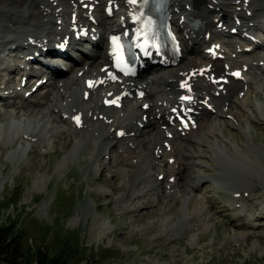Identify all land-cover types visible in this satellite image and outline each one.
<instances>
[{"label":"rangeland","instance_id":"374dc122","mask_svg":"<svg viewBox=\"0 0 264 264\" xmlns=\"http://www.w3.org/2000/svg\"><path fill=\"white\" fill-rule=\"evenodd\" d=\"M88 48L86 54L93 50ZM257 48L252 54L259 52ZM76 53L78 61L85 59L86 54ZM17 58L10 60L20 63ZM75 61L71 57L67 65L71 67ZM64 67L61 69L67 73L70 68ZM156 70L155 77L152 72L148 76L160 78ZM251 72L255 74L252 81H257L259 67ZM14 74L6 75L16 80ZM35 76L31 74L29 80ZM41 91L42 95L46 90ZM257 95L264 99L259 87ZM9 98L0 102L1 117H8L11 111L6 102ZM253 102L256 109V99ZM30 108L33 112L34 107ZM243 123L249 124L245 132L238 125L226 128L230 138L226 141L230 147L229 140L239 143L240 151L255 157V161L240 155V159L215 156L201 171L195 162L201 163L202 159L193 158L184 165L165 160L162 171L175 172L167 177V185L173 186L165 191V183L158 182L163 174H157L159 162L151 146L148 148L154 161L143 169L144 163H150L138 146L126 156L109 148L93 160L87 143L70 151L69 137L68 147L64 148V135L56 136L53 143L41 137L31 140V144L1 135L0 224L7 223L9 217L18 219L25 244L51 255L63 249V238L70 235L77 249L69 252L70 264H264V119L254 110ZM71 130L78 132L73 127ZM195 147L192 141L188 149ZM163 153L159 149L158 157L162 158ZM225 159L229 170L223 163ZM197 173L207 176L198 180ZM232 189L240 190V202L246 210L232 209L228 201ZM201 197L205 203L200 209ZM9 198L16 204L9 203Z\"/></svg>","mask_w":264,"mask_h":264},{"label":"bare ground","instance_id":"6f19581e","mask_svg":"<svg viewBox=\"0 0 264 264\" xmlns=\"http://www.w3.org/2000/svg\"><path fill=\"white\" fill-rule=\"evenodd\" d=\"M96 1L93 12L96 13L97 22L91 25L97 27L94 31L97 38L84 40L87 50L90 47L88 44H93L91 53L86 54L81 64L76 62L67 73L66 69L60 70L57 64H48L49 69L55 68L58 79L43 83L38 88L47 89L42 95V91L36 89L30 97L24 98V93L47 72H40L38 74L40 76L35 81L28 79L27 84L20 87L21 79L18 75L26 74L20 65L28 63L22 57L29 53V49L35 51L39 42L53 44V40L59 38L60 41L68 33H71V42H73L72 25H88L90 7H85L84 4H95V0H0V53L13 47L15 51L21 53V56L17 58L20 63L11 61V57L0 61V90L11 93V99L8 102L11 111L8 117L0 116V124H3L0 128V136L12 137L24 144H31V140L41 137H47L45 141L50 140L49 142L53 143L56 136L64 135V148L68 147L66 141L69 137L72 141L70 151L76 149L81 143H87L88 152L90 151L93 160L109 148L115 149L114 153L118 155L126 156L131 155L138 146L142 155L150 163H144L143 169L151 167L154 161V156L148 148L151 146L150 149L155 150V157L159 162L155 167L158 170L157 174H164L163 180L158 181L165 183L163 191L173 186V184L167 185V177L175 175L173 169L169 174L162 171L161 165L165 160L184 165L193 158L202 159L201 163L194 161L201 171L206 161L214 159L215 156L223 157L224 155L230 158L233 155L232 158L238 159L242 156L248 161H255V157L240 151L242 146L239 143L229 140L232 147L228 146L226 128L238 125L245 132L244 129L248 130L249 124L243 123L244 117L248 119L249 114L254 110L260 114L261 120L264 119V99L257 95L258 87L264 93V33L259 29L260 24L264 25V0H199L200 6L194 5L198 8L197 12L192 4L198 0H176V8L173 0L171 19L176 37L184 50L176 59L178 64L168 63L162 69L156 70L155 73L162 72V74L160 78L155 79L144 73L131 78L112 79L106 76L105 66L110 63L107 54L108 34L114 29L124 27L123 23L128 18V9L127 6H120L118 11L108 16L102 11L108 0ZM238 4L240 7H236ZM248 10L251 12L248 13ZM183 14L187 17L198 14L206 22L205 30L203 32L188 30L186 22L180 21ZM234 16L241 19V23L237 24L239 33H226L217 28L216 22L220 19L225 20L224 24H234ZM207 32L211 33L210 39L206 37ZM250 35H255L257 39L252 40ZM247 39H250L249 43L245 42ZM212 41L223 43L226 50L223 60H214L205 51ZM254 42L256 47L253 50L259 46V52L249 53L251 54L249 56L247 52H243L246 50L244 46H254ZM75 44L76 48H73V51L63 49L69 52L67 56H72V52L76 50L85 52L86 49H83L81 42L77 41ZM39 52L46 53L41 50ZM234 52L237 53L236 56H233ZM42 58L46 57L40 55L37 60L42 61ZM245 64L248 68L243 71L240 78H234L228 74L230 70L243 67ZM208 65L210 67L200 74V68ZM257 67H259L258 79L252 81L251 78L255 74L251 72V69ZM195 68H197L196 71ZM6 71L8 74H17V79H10ZM191 72L195 95L191 106L195 110L193 113L197 118L198 126L196 129L190 128L184 134L174 125L169 116L174 113L173 108L178 106L179 97L184 91L180 81ZM103 76H106L104 82H93L92 85L86 83L88 78L97 79ZM224 78L227 80L225 81ZM138 88L145 90L144 97L136 93ZM121 92H127L122 106L104 105L105 97ZM254 99L257 101L256 109L252 107ZM209 104L214 109H210ZM32 106L34 111L29 112ZM77 113L82 115L81 126H77L73 119ZM256 118H258L257 115ZM71 127L77 129V134L72 132ZM169 133L173 135L169 136ZM233 134L235 135V132ZM166 141L169 142L168 145H165ZM192 141L195 142V151L188 149L191 148ZM246 142L243 141L245 145H249ZM159 149L164 151L162 158L158 157ZM249 152H254V149L249 148ZM226 160L223 161L224 164ZM225 168L229 170L230 166L225 164ZM177 170L182 169L180 167ZM154 171L156 170H153V173ZM204 175L197 173L195 176L199 180ZM151 180H154L152 176ZM217 183L221 185L220 182ZM229 192L231 194L228 201L232 209H240L238 212L246 210L240 202V190L232 189ZM204 203L203 197L199 198L200 209Z\"/></svg>","mask_w":264,"mask_h":264},{"label":"trees","instance_id":"16d2710c","mask_svg":"<svg viewBox=\"0 0 264 264\" xmlns=\"http://www.w3.org/2000/svg\"><path fill=\"white\" fill-rule=\"evenodd\" d=\"M8 201L16 204L15 199ZM63 242L65 245L58 254L51 255L41 248L32 250L25 244L18 219L9 217L7 223L0 224V264H70L69 252L77 250L75 240L67 235Z\"/></svg>","mask_w":264,"mask_h":264}]
</instances>
